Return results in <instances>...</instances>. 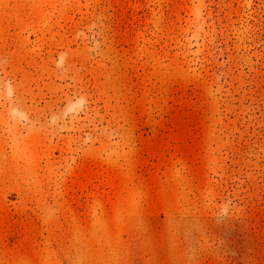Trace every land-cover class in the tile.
<instances>
[{
	"label": "rangeland",
	"instance_id": "obj_1",
	"mask_svg": "<svg viewBox=\"0 0 264 264\" xmlns=\"http://www.w3.org/2000/svg\"><path fill=\"white\" fill-rule=\"evenodd\" d=\"M0 264H264V0H0Z\"/></svg>",
	"mask_w": 264,
	"mask_h": 264
}]
</instances>
